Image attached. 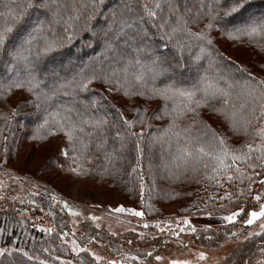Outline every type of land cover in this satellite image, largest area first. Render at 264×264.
<instances>
[{
    "label": "snow or ice",
    "instance_id": "6c2138e0",
    "mask_svg": "<svg viewBox=\"0 0 264 264\" xmlns=\"http://www.w3.org/2000/svg\"><path fill=\"white\" fill-rule=\"evenodd\" d=\"M224 2L225 0H0V8L3 9L0 11V18H3V22H0V58L4 54L11 57V62L5 63V71L14 73L10 78H0V98H7L14 89L23 88L33 92L39 88L41 81L37 79L35 60L64 48L76 39H83L85 33L89 34V39L83 41L85 47L91 46L93 40H103L106 49H114V41L126 36L129 29L133 30L136 34L133 39L143 43V47L134 49L135 57L128 58L125 67L119 73L113 71L82 74L79 82L80 90L87 91L90 84L100 80L110 86L109 93L115 91L130 100L143 97L146 100L164 101L162 108L153 113V116L157 119L168 117L170 122L161 130L160 135L151 137L149 147L155 148L159 145L169 153L170 162L163 164V167L168 170V176L180 179L191 173L193 178L201 177L198 183L207 181L209 186L217 190L223 189L225 185L235 188V192L226 191L219 197L218 192H214L208 196L209 201H214L218 197L221 201L231 202L234 196L239 198L246 192L252 193L253 184L258 182L261 191L253 197L258 204V210L247 212L242 223L249 227L258 224L257 231H250L244 237L246 241L264 238V178L257 181V177L264 176V75H253L246 67L234 65V62L227 66V70L222 68L221 60L226 58L218 51L215 56L213 55V40L209 34L213 29L219 28L222 34L231 40L241 43L247 40L249 43L255 42L258 47H264L261 45V41H264V13L257 14L252 11L245 20L233 23L231 18L249 7L251 0H227L226 7L222 6ZM29 10H35L37 17L31 23L26 19ZM98 17L102 18V23L94 26L97 25ZM205 17L208 18V22L204 25V29L193 31L192 26L201 23ZM146 23L157 30L162 41L157 48H153L149 43L152 41V36L149 28L145 26ZM18 25L22 30L15 38H12ZM57 29H62V32L58 34ZM191 40L199 42L200 49V54L194 59L199 73L194 81L178 77V71L182 72L185 66L179 61L175 64L168 62L167 54L158 50L167 48L170 43L175 42V49L183 59L185 45ZM40 41L42 44L39 43ZM145 54L151 56L149 61L142 59ZM203 59H207L208 63L206 68L201 69L199 62ZM130 68H136V71L130 72ZM237 76L239 79L236 78ZM162 77L165 81L162 86H157L156 81ZM41 96L42 102L47 104L55 96V91L51 93L42 91L37 98L40 99ZM102 99L107 98L102 97ZM240 100L243 103L237 108L235 101ZM80 103L87 111L89 105L82 101ZM98 103L97 99L92 100L93 106ZM111 107L115 109L118 123L124 128L121 131L117 124L112 125L117 127L114 139L120 142L121 153L128 148L129 143L134 145L135 165L131 168L129 175L138 173L137 179L143 189L144 132L133 131V129L137 124L143 125L146 122L147 109L142 111L137 108L136 118L129 120L120 109L116 108L115 104ZM245 108L246 112L243 111ZM202 109H208L211 114L221 117L233 136H242L244 140L238 144L231 143L228 135L217 132L201 118ZM73 113L76 119L73 118ZM13 114H16L15 109ZM0 118L5 123L9 121L7 115L0 114ZM184 120H188V123L182 125L180 122ZM49 123H54L57 129L64 132L67 137L74 154L73 163H77V167L71 169L73 172L84 174L81 172L83 164L78 163L79 161L91 163L87 153L92 141L85 140V137H94L99 133L96 149L107 148L108 136L105 129L109 126L108 119L86 117L84 112L75 107V102L72 106L61 104L56 110L47 112L43 125L37 131L43 129L52 134L51 130L47 129ZM86 129L91 130L86 131ZM2 132L3 128H0V135ZM173 145H175L174 151ZM116 152V149L104 151V173L117 175L121 172V169L111 171L108 167L114 168L113 162L124 158L118 157ZM68 154L67 150L63 152L64 156ZM149 167L151 170V165ZM153 183H155V176H153ZM52 199L55 200L56 197ZM28 202L35 203L31 200ZM64 207H69L67 202H64ZM113 211L143 216V212L125 209L122 206ZM242 213H245L243 207L221 219L234 225ZM72 215L78 216L81 213L73 211ZM211 215L209 212L208 216L211 217ZM90 219L98 221L100 218L93 216ZM181 223L183 227L178 224L179 231H173V236L179 237L185 228L192 233L197 232V228L189 219L184 218ZM99 226L96 224L97 228ZM143 227L148 228L149 225L144 224ZM155 227L159 228L160 232H164L166 227L168 230L172 228L171 224L166 227L157 224ZM3 231L0 229V233ZM40 231L52 233L54 229L41 228ZM204 231H211V226H206ZM57 235L64 244L68 243L64 239L68 233ZM140 235L143 237L144 233ZM237 235L238 233L231 232V236ZM207 239L211 240L212 237L209 236ZM180 243L183 244L182 241ZM71 245L72 251L77 255L88 251L75 239L71 241ZM183 247L188 245L183 244ZM42 250L49 251L48 248ZM259 250L264 253V247H260ZM13 252H21L28 260L35 259L39 261V264H48V261L40 259L39 255H30L22 249L0 248V257L5 254L12 256ZM92 255L96 261L103 259L95 253ZM147 255L151 256L152 253L148 252ZM195 256V264L208 260L204 251L197 252ZM55 259L60 260V257L56 256ZM137 259V256L123 254L121 260H110L106 264H127L129 260ZM156 259L161 260L162 257L157 255ZM62 264H71V262L62 261ZM170 264H194V262L191 259H175ZM214 264H219V261H215ZM260 264H264V261Z\"/></svg>",
    "mask_w": 264,
    "mask_h": 264
},
{
    "label": "rangeland",
    "instance_id": "374dc122",
    "mask_svg": "<svg viewBox=\"0 0 264 264\" xmlns=\"http://www.w3.org/2000/svg\"><path fill=\"white\" fill-rule=\"evenodd\" d=\"M262 11H264V8ZM99 23H102V18L100 17L97 18V25L94 26H99ZM206 23V21H203L196 26H192V30L200 31L204 29V25ZM233 23H238V21ZM145 26L152 31L154 36H159L157 34V30L151 28L150 24L146 23ZM133 34L136 35L133 30L129 29L128 34L124 37L127 38L129 35L131 36ZM209 34L213 40L212 47L214 49V56L218 51L229 58H235L239 61L249 59L246 55V51L244 50V46H242L238 41L229 39L216 29H213ZM154 36H152V41H154V43L152 41L149 43H151L153 48H157L156 40L158 38ZM77 40L88 39H86L85 35H83V39ZM118 41L119 40L114 41V44L117 43L119 45V54L115 56L120 59L121 57H127L131 52L135 53V48L143 47V43L138 39L123 43H119ZM198 43L199 42L195 40H191L186 43L183 52V59L180 58L175 49V42L168 45L169 50L164 52L167 54V60H169L172 64L179 61V63L185 66L182 72L178 71V77L189 78L192 81L193 73H198L197 66L190 57L195 47H198ZM145 56L151 58L150 55L145 54ZM253 59L255 60L257 67L259 66L258 69H260V61L262 60V57L258 56ZM43 60L44 59L42 57L35 60L36 75L42 74L49 77L50 82L48 84L55 88V96L47 104H50L51 102H58V97L69 99L70 96L64 95L67 87L62 85L61 82H63V79L68 76L73 77L72 71L76 72L85 65L90 66L89 64L91 62L76 61L69 58V62L67 61V65L65 64L66 67H64V72L60 74L57 73L59 66L50 65L49 67H45ZM93 60H95V58ZM254 75L261 76L262 74ZM237 77L239 78V76ZM90 86L92 90L99 92L106 97L107 99L105 100L107 102L109 100L124 106L127 105V108L131 104L129 102H125V100L121 97V94H117L115 91L109 93V85L104 83H93ZM82 96H84V94H81V98ZM9 97H11V104L6 108V111L9 110V114L6 115L8 117L10 116V110L12 107L17 109V112L19 113L16 118V130L21 133L20 135L30 132L35 140H33V142H29L30 144L27 143L28 141H19L20 146L24 145V148L22 149L20 156L17 157L15 161L8 164L0 161V197H2L0 198V210H11L15 213L18 212V215H20L22 219L29 220V223H31L38 231H40L41 228L55 229L52 214L47 208L42 206L36 207L34 203H29L27 206H32L30 209H20L18 211V208L15 204H13L17 197L27 196L30 194L31 196H35L37 198L44 197L48 199L52 202L53 207L60 212L62 217H65L66 219L68 228H66L63 233H68V236L64 237V239L68 241L67 244L71 247V249V241L73 239L76 240L82 225H88L91 230H95V236H97L98 239H104H101L103 246L91 245L88 247L87 251V254H89V256H91L96 263L100 264H105L110 260L119 261L123 258V254L138 257L137 260H129L127 264H170V262L175 259H191L195 264V254L199 251H204L208 256L207 261H201L199 264H214L215 261H219L221 263L225 257L243 244H248V246L252 247V253L249 257L241 260V262H238L237 264H260V262L264 261V253L259 250L260 247H264V243H262L264 238H257L253 241H246L244 239L250 231L258 230V224L249 227L242 223L247 212L251 210H258V204L253 199L255 194L258 191H261V186L258 182L253 184L252 193L246 192L244 196L239 198L234 196L231 202L226 200L221 201L218 197L224 195L226 191L235 192L233 187L225 185L223 189L219 190L215 188L213 189L209 186L206 187L205 191L209 195L214 192H218V197L214 200V202H217V205H215L216 209L211 211L186 213L182 209L181 204L176 203L163 206L162 215L153 218L145 217L144 214L143 216H135L129 212L113 211L121 206L125 209H135L139 212H142V209L140 205L131 203L128 200V197H121L117 192L103 189L95 182L81 179L71 171L72 168L77 167V163H72V166L75 165L73 167L71 165H66L62 171L56 173L53 172V168H50L47 172L43 171L48 163V160L52 157L59 158V155H62L63 158H66L70 156V159L73 160L74 154L71 151L67 137L64 132L57 129L54 123H49L47 126V129H50L52 134H49L48 130L42 129L39 132L37 131V129L43 125L46 114L40 105L39 100L34 98L32 92H28L23 88L14 89L9 94ZM96 98H98V96H96ZM93 99L94 98H92V100ZM70 101L72 105L75 102V107L79 108V97H77V99L72 97ZM152 103V107L155 109L159 104V100ZM38 104L39 107H37ZM47 104L43 105L47 106ZM96 107L98 108L99 106H93L91 103L87 109L88 115L90 111L92 112ZM80 109L85 110L83 105ZM101 116L108 119L112 115L106 108ZM113 116H116V114ZM121 128L122 127H119V130H121ZM116 130L117 127H113L111 132L115 135ZM141 131L142 129L139 130V132ZM86 138L87 137H85V139ZM65 150H67L68 153L72 152V154L64 156L63 152ZM79 162L82 164L83 161ZM261 178H264V176L257 177V181ZM33 193H36V195H32ZM209 195L206 197L196 195L195 200L198 202H202L203 200V202L206 203L209 201ZM52 197H56V199L53 200ZM9 198H14V200H12L14 202L9 201ZM64 202H67L69 206L68 208L64 207ZM27 206L25 208H27ZM241 207L244 208L245 213L241 214L234 225L228 224L221 219V217L226 216L230 214V212L236 211ZM69 209H71V211ZM73 211L79 212L81 215L73 216ZM209 212L212 214L211 217L208 216ZM93 216L99 217L100 219L98 221H93L90 219V217ZM184 218L191 221V224L197 228V232L192 233L189 229L185 228V231L181 232L179 237L173 236V231H179V228L177 227L178 224L183 227L181 222ZM96 224H99L100 226L97 228ZM144 224H148L149 227H143ZM157 224L165 227L171 224L172 228L171 230H168L166 227L164 232H160L159 228L155 227ZM209 225L211 226V231H204V228ZM54 231L52 233L45 234L50 235L53 234ZM231 232H236L238 235L231 236ZM73 233L75 235H73ZM141 233H144L143 237L140 235ZM209 236L212 237L211 240L207 239ZM154 238H157L158 240L156 243L157 245L155 244L149 246V241L152 242ZM128 241H131V243H128ZM161 241L168 242L165 248L160 246ZM181 241L183 244H187L188 247H183V244L180 243ZM148 252H151L152 255L148 256ZM92 253H95L103 259L96 261ZM157 255L161 256L162 259L157 260Z\"/></svg>",
    "mask_w": 264,
    "mask_h": 264
},
{
    "label": "trees",
    "instance_id": "16d2710c",
    "mask_svg": "<svg viewBox=\"0 0 264 264\" xmlns=\"http://www.w3.org/2000/svg\"><path fill=\"white\" fill-rule=\"evenodd\" d=\"M226 4L227 0H225L222 6L225 7ZM263 8L264 0H251V5L249 7H246L239 14H235L234 17L231 18L232 22H240L245 20L248 17L249 13L252 11L256 12L257 14L264 13V11H262ZM0 10L3 9L0 8ZM36 18L37 17L35 10H29V15L26 18L29 23L34 22ZM203 21L208 22V18L205 17ZM0 22H3V19H0ZM21 30V26L18 25L17 31H14L12 34V38H15L18 32ZM216 30L222 34L221 29L217 28ZM61 32L62 29L57 30L58 34ZM149 32L152 36H154L151 30H149ZM84 35L86 39H89L88 33H85ZM133 37H135L134 34L131 36L129 35L127 38L123 36L121 37V39H119L118 42L123 43L126 41H135ZM154 37L158 38H156V46L160 45L162 43L160 37ZM83 41L85 40L76 39L71 44L66 45L64 48L59 49L58 51L53 52L48 56L42 57L44 59L43 64L45 67H49L50 65L59 66V70L57 71V73L60 74L64 72V67H66L67 63L69 62V58L83 62L91 61L89 64L90 66L85 65L76 72L72 71L73 77L68 76L67 78L63 79V82H61L62 85H65L67 87V89H65V93H69L68 96H70V98L64 99L63 97H58V102H51L50 104H47V106L43 105L45 104L42 102L43 97L41 96L40 99H38L37 96L42 91L51 93L55 90V88H53L52 85L48 84L50 82L49 77L42 74L37 75V79L41 81L40 87L35 89L32 94L35 99L39 100V103L42 106L46 115L47 112L56 110L61 104H64L66 106H72L70 101L72 97L76 99L77 97H79V108L77 109L84 112L86 117H102L101 114L103 115L104 111L107 108V110L110 111V114L112 116L108 118L109 126L105 129V131L107 132L109 130L108 133L106 132L108 136V145L105 150L111 151L112 149H116V155L118 157L122 156L124 158L115 160L113 162L114 168L112 166H108L111 171H115V169H121V172L119 174L112 175L110 173H104L105 150L96 149V138L97 136H99V133H97V136L86 138L87 140L91 139L92 141L87 153L91 163H88L86 161L82 162L84 166L81 168V172H83L84 174H78L77 172L73 171L72 172L79 176L81 179L97 183L98 186L103 189H108L110 191L117 192L121 197H128V200L131 203H136L140 205L145 217L153 218L161 216L163 206L172 203L181 204L182 209L186 213H199L216 209L215 205H217V202L208 201L205 203L203 202V200L202 202H198L197 200H195L196 195H201L203 197L209 195L205 191V188L209 186L207 181L198 183L197 181L200 180L201 177L196 176L195 178H193L191 173H189L187 176H182L180 179L170 178L168 176V170L163 167V164L165 162H170L169 153L166 150L162 149L159 145H157L155 148L149 147L151 137L160 135L161 130L164 129L170 122L168 117H162L157 119L153 116V113L158 112L162 108L164 101L160 99L146 100L143 97H135L130 100L121 94V97L123 98V100H125V102L131 103L130 106L127 108V105L124 106L122 104H118L109 100L107 102L105 99H102V97L104 96L99 92L92 90L90 86L91 84L89 85L87 91L80 90L79 82L82 74L89 75L92 72H96L97 74L111 73L113 71L119 73L120 70L125 67L127 59L130 57H135L136 53L131 52L127 57H121L120 59L115 56L119 54V45L117 43L114 44V49L112 50L106 49L103 40H93L91 46L88 47L84 46ZM39 43L42 44V41H40ZM239 43L244 46V50L246 51V55L249 59L239 61L235 58H229L223 55V57L226 59L221 60L220 66L227 70V66L234 62V65H241L246 67L249 71L252 72L253 75H264V47H258L255 42L249 43L247 40H245L243 43ZM261 45L264 46V41H261ZM168 50V47L159 48V51L161 52H167ZM199 54V47H195L190 57L194 61L195 57ZM258 56L262 57V60L260 61V69H258L259 66L257 67L256 62L253 59ZM94 58L95 60H93ZM142 59L145 61H149L151 58L143 55ZM253 60L256 65L253 63ZM6 62L10 63L11 57H9L7 54H4L3 57L0 58V78H10L11 75H14V73H7L5 71ZM199 63V67L202 69L207 67L208 62L207 59H203ZM129 71H136V68H130ZM198 74L199 73H193L192 81L197 78ZM164 81L165 78L162 77L156 81V85L162 86ZM93 83L95 84L102 82L100 80H96ZM81 94H84L82 98ZM96 96H98L99 99L96 98ZM10 98L11 97H9V95H7V98H0V114H9V110L6 111V108L9 107L11 104ZM92 98H95L99 101V103L96 104V106L98 105L99 107H96L92 112L90 111L88 115L87 111L80 109L83 105L80 102H86L88 105H90L92 103ZM156 100H159V104L154 109L152 107V102ZM235 103L237 104V108H239V105L243 103V101H235ZM112 104H115L116 108L120 109V111L123 112L124 116L129 120L136 118L135 110L137 108H140L142 111L144 109H147L145 115L146 122L143 124V126L137 124L133 129V131L137 132L142 129V132H144V141L142 144L145 150L144 159L142 161V169L144 176L143 189H141L140 181L137 179L138 173H132L131 175H129V173L131 172V168L135 165L133 152L134 145L129 143L128 148L123 153H121L119 151L120 142L114 139L115 135L113 134V132H111V129L113 128L112 125L114 124V122L115 124H117V126L122 127L121 131L124 130L123 125L118 123L117 117L113 116L115 115V109L111 108ZM169 107H171V103H169ZM13 109L14 108L12 107L10 110L8 123H5V121L0 118V128H3L2 135H0V161L7 164L15 161V159L20 156L24 145L20 146L19 141H28L27 143H29L35 140L30 132L20 135L21 133L16 130V118L18 117L19 112H17V109H15L16 114H13ZM243 111L246 112L247 109L245 108ZM73 118H77L75 116V113H73ZM201 118H203L208 124H210L212 128L216 129L217 132H222L228 135L230 137L231 143L238 144L244 140V137L242 136H233V134L229 131L228 126L223 123L222 118L216 116L215 114H211L208 109L201 110ZM180 123L182 125L187 124L188 120L181 121ZM90 130L91 129H86V131ZM172 150H175V145H173ZM69 154H72V152H69ZM72 163L73 160L70 159V156L63 158L62 155H59V158H50L46 167H43V171L47 172L50 168H53V172H60L64 169L66 165L72 166ZM150 165L151 170L149 167ZM153 176H155V183H153ZM240 186L245 187V185ZM9 199V201L11 202L15 201L13 204H15V206L18 208V211L20 209H30L32 206H27V204L29 205L28 201L30 200L35 201L34 205L36 207L42 206L47 208L52 214L55 231L53 234L47 235L36 230L33 225L29 223V220L22 219L20 215H18V212L15 213L11 210H0V229L4 230L2 233H0V248L22 249L23 251H27L30 255H39L40 259L47 260L48 264H62V261H70L71 264H100L96 263L93 258H91L89 254H87V252H81L79 253V255H77V253L72 251L71 247L68 244H64L61 241L57 234L59 233L62 235L66 228H68V224L66 222L65 217H62L60 212H58L53 207L51 201L44 197L37 198L35 196H31V194L27 196L17 197L16 200H14V198ZM21 201H23V203ZM26 206L27 208H25ZM185 209H187V211H185ZM200 209H202V211ZM101 239L104 240L103 238L98 239L97 236H95V230H91L88 225H82L80 227V232L76 237V242L80 244L81 247H85L88 249V247L91 245L103 246ZM157 241V238H154L152 242L149 241L148 245H155ZM167 244L168 242L166 241L160 242V246L164 248ZM43 248H48L49 251L43 253ZM251 253L252 247L248 246V244H243L239 248L231 252L227 257H225L221 263L219 262V264H233V262L234 264H237L238 262H241V260L249 257ZM56 256H59L60 260H56ZM0 264H39V261L35 259L28 260L27 257H24L21 252H13L12 256H8L7 254H5V256L0 257Z\"/></svg>",
    "mask_w": 264,
    "mask_h": 264
}]
</instances>
